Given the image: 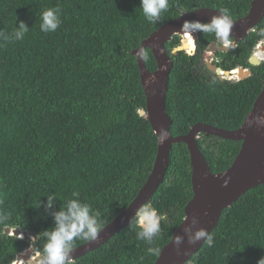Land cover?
<instances>
[{
  "label": "trees",
  "instance_id": "obj_1",
  "mask_svg": "<svg viewBox=\"0 0 264 264\" xmlns=\"http://www.w3.org/2000/svg\"><path fill=\"white\" fill-rule=\"evenodd\" d=\"M251 2L169 0L160 20L149 23L140 0H0V32L11 33L21 21L28 27L22 41L0 40V208L10 213V220L0 223V264L22 260L16 256L29 247L36 252L35 240L5 235L4 229L33 237L49 229V213L73 190L101 213L104 226L129 206L150 175L157 152L149 122L138 115L145 96L132 51L182 13L227 8L237 20L247 15ZM57 6L61 26L41 32L42 9ZM262 28L264 17L238 45L240 50L219 53L226 60L221 65L225 71L244 64L264 39L258 35ZM216 41L213 34L199 32L192 56L171 54L181 44L177 36L165 44L173 63L165 96L172 137L186 135L196 124L238 129L262 89L264 64L246 80H218L214 88L208 87L210 76H194L202 66L199 54ZM145 52L146 69L153 72L155 60L149 49ZM197 143L213 174L227 170L241 146L203 134ZM50 192L58 199L53 209L36 207ZM191 198L189 153L184 144H174L164 180L150 200L164 216L155 241L161 250L182 223ZM210 233L213 247L204 243L188 263L256 264L264 255V186L248 190L225 209ZM86 242L76 241L75 248ZM147 247L128 225L75 261L154 264L159 255H148ZM34 258L30 255L28 264Z\"/></svg>",
  "mask_w": 264,
  "mask_h": 264
},
{
  "label": "water",
  "instance_id": "obj_2",
  "mask_svg": "<svg viewBox=\"0 0 264 264\" xmlns=\"http://www.w3.org/2000/svg\"><path fill=\"white\" fill-rule=\"evenodd\" d=\"M218 14L217 10L199 9L190 13H182L178 18L167 22L152 32L132 55L136 58L139 81L145 96V108L138 111L140 117H144L157 139V152L150 175L139 190L137 196L129 206L115 217L98 234L95 242H86L78 246L72 252L76 260L91 251L96 250L110 240L117 232L126 228L136 209L143 203L150 202L155 191L163 182L166 170L169 165V155L174 144H184L189 153L191 166V187L192 198L184 209V219L172 236L183 235V228L195 215L199 223L198 228H204L209 233L216 227L222 212L229 208L239 197L248 190L258 186H264V119L258 125L255 117L264 112V83L256 98L251 111L244 118L241 126L233 131L223 130L204 124H196L183 136L172 137L170 134L171 120L165 111V96L169 74L172 68V61L165 50V44L173 36H184L191 34L193 41L196 36L190 30L181 28L185 20H199L207 22L212 15ZM264 17V0H252L249 11L243 18L233 20L234 24L231 35L235 42L242 41L248 37L253 29ZM214 45L211 50L214 51ZM149 49L156 63V69L150 72L146 69L145 60L137 58V50ZM183 45L177 47L173 53L182 52ZM264 59V55H263ZM252 65H258L256 57L251 58ZM209 70L216 72L219 77L222 71L208 64ZM228 75V73L226 72ZM250 73L245 70H238V78L241 80L248 77ZM252 121V124L248 122ZM163 133L164 135H162ZM206 137L215 136L224 140L240 142V150L231 166L224 172L213 174L201 154L197 140L200 135ZM166 135V139L164 136ZM225 182H227L225 184ZM188 217V220H185ZM5 235L28 241L33 237L28 232L16 229H4ZM34 241V240H32ZM203 241L195 245H189L185 241L180 245L178 253L170 242L163 247L159 257L154 264H190L189 259L198 253ZM35 255L33 247H29L16 258L28 259ZM35 257V256H34ZM21 260V264H23ZM35 264V258L31 262Z\"/></svg>",
  "mask_w": 264,
  "mask_h": 264
},
{
  "label": "clouds",
  "instance_id": "obj_3",
  "mask_svg": "<svg viewBox=\"0 0 264 264\" xmlns=\"http://www.w3.org/2000/svg\"><path fill=\"white\" fill-rule=\"evenodd\" d=\"M170 7L169 0H140L139 8L146 21L149 23H156L160 20L162 13L166 12ZM61 8L48 7L43 8L40 16V31L43 33L55 32L61 26ZM234 21L231 17L229 9L221 8L218 14L212 15L207 22L199 20H185L181 28L190 31H199L213 34L215 39L219 41L221 50L227 52L235 47L234 39L231 35V30ZM256 28V27H255ZM255 28L251 33L255 31ZM28 27L24 22H19L18 27H14L11 33L0 32V40L4 42L22 41ZM250 33V34H251ZM258 35L264 37V28L260 29ZM186 36L191 37V34L184 36H177L181 38V44L186 40ZM197 38V37H196ZM191 44V41L189 42ZM264 44V39L258 41L255 45L254 53L257 59L263 58V50L261 46ZM173 48V51L177 48ZM193 49H195V41H193ZM259 50V51H257ZM192 49L189 48V52ZM190 55L188 50L183 49ZM260 53V55H257ZM168 54V53H167ZM137 58L140 60H147L148 55L143 49L137 50ZM222 75V74H221ZM222 77V76H220ZM219 83L215 75H210L208 80V87L214 88ZM264 119V112L255 117V122L262 125L261 121ZM252 124V121L248 122ZM164 135L163 133H161ZM166 139V135L164 136ZM227 182H225L226 184ZM41 197V196H40ZM45 201L41 202L39 199L36 202V207L43 206L46 212L53 209L54 204L58 201L54 193H49ZM52 217V227L38 233L34 237H30V241H36L35 264H76L72 256L75 250L76 241L95 242L98 240V234L104 228L101 221V213L95 210L91 204L81 199V194L78 190H73L71 195L63 199V203L59 204L58 210L49 213ZM164 216L159 210L150 202L141 204L135 211L130 220V226L136 231V238L145 242L148 247L146 249L148 255H159L161 249L156 246L155 241L161 236V222ZM10 220V213L3 208H0V223ZM188 220V217H185ZM198 218L194 215L189 223L183 228V235H175L171 237V243L176 251L180 252V245L185 241L189 245H195L203 241L207 247L211 248L214 245L213 234L206 231L204 228H198ZM13 264H21V260L13 261ZM23 264H28V259L23 260ZM256 264H264V255H262Z\"/></svg>",
  "mask_w": 264,
  "mask_h": 264
},
{
  "label": "flooded vegetation",
  "instance_id": "obj_4",
  "mask_svg": "<svg viewBox=\"0 0 264 264\" xmlns=\"http://www.w3.org/2000/svg\"><path fill=\"white\" fill-rule=\"evenodd\" d=\"M190 32L193 35H195L196 37H198L199 31H190ZM244 40L237 41V42H235V40H234L235 47L233 49L229 50V51L240 50L237 47ZM212 45H214V48H213L214 51L211 50V46ZM261 50H263L262 52L264 54V44H263V46H261ZM229 51H227V52H229ZM257 51H259V50H257ZM196 52L197 51H196V48H195L191 52H189V54H190V56H192V55H195ZM227 52H224V51L221 50V47L219 45V41L218 40L216 42H213L212 44H210L208 46V48H206L205 50L201 51V53L199 54V56L201 57L202 66L200 67V69L197 66L196 72L194 73V76L215 75L216 78L219 81H221V82L235 83V82L243 81V80H246V79L250 78L251 76L254 75V72L256 71V67L264 64V59L263 58H261V60L257 59L258 62H259L258 65H252L250 63L251 58L256 57L255 54H254L256 52V50L253 49L252 52L249 53V56L246 58V61L244 62V64H238L237 63L236 68H234L232 70H229V71H225L224 67H226V66L223 67L221 65L225 64L226 60H224L223 56H219V53H225L226 54ZM208 64H210L211 66L215 67L216 69L219 68L222 71V75L220 74V76H222V77H219V75L216 72H213V71L209 70ZM240 69L248 71L250 73V75L248 77H246V78L241 80L240 78H238V70H240ZM235 70L237 71V73H236V75H233L231 72H233ZM226 72L228 73V75L226 74ZM233 76H234V78H233Z\"/></svg>",
  "mask_w": 264,
  "mask_h": 264
},
{
  "label": "bare ground",
  "instance_id": "obj_5",
  "mask_svg": "<svg viewBox=\"0 0 264 264\" xmlns=\"http://www.w3.org/2000/svg\"><path fill=\"white\" fill-rule=\"evenodd\" d=\"M186 38H187V41H191V46H190V48L193 50V39L191 38V37H187L186 36ZM187 43V42H186ZM186 47V46H185ZM186 50H188V52H189V48H186ZM233 75H236V70L235 71H233V72H231Z\"/></svg>",
  "mask_w": 264,
  "mask_h": 264
},
{
  "label": "rangeland",
  "instance_id": "obj_6",
  "mask_svg": "<svg viewBox=\"0 0 264 264\" xmlns=\"http://www.w3.org/2000/svg\"><path fill=\"white\" fill-rule=\"evenodd\" d=\"M186 42H187V43H186ZM185 46H186L185 49H186V48H190L191 44L189 43V41H185ZM185 53H186V52H185Z\"/></svg>",
  "mask_w": 264,
  "mask_h": 264
},
{
  "label": "built area",
  "instance_id": "obj_7",
  "mask_svg": "<svg viewBox=\"0 0 264 264\" xmlns=\"http://www.w3.org/2000/svg\"><path fill=\"white\" fill-rule=\"evenodd\" d=\"M257 55H260V53H258Z\"/></svg>",
  "mask_w": 264,
  "mask_h": 264
}]
</instances>
